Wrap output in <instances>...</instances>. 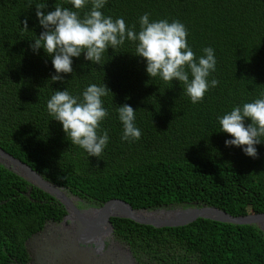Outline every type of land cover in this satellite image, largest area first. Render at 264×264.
<instances>
[{"label": "trees", "instance_id": "trees-1", "mask_svg": "<svg viewBox=\"0 0 264 264\" xmlns=\"http://www.w3.org/2000/svg\"><path fill=\"white\" fill-rule=\"evenodd\" d=\"M74 10L67 0H0V147L43 178L81 199L104 205L120 201L134 210L153 211L193 204L223 210L233 217L264 214V142L258 158L226 146L218 117L264 93V0H107L101 10L135 25L179 21L196 57L214 49L216 71L202 103L193 104L178 80L165 83L146 71L130 41L109 48L100 64L73 57V72L56 75L52 57L31 44L45 29L35 3ZM32 4L29 7V4ZM89 4L84 12L89 11ZM84 12L80 15L83 17ZM27 21L28 30H25ZM107 85L103 97L109 117L102 129L109 143L102 156L89 157L72 145L62 124L49 115L55 90L81 96L90 84ZM136 110L138 141L121 139L116 109ZM246 120V124H250ZM64 206L53 196L0 164V264H27L26 242L49 222L59 223ZM115 236L140 264H264V232L255 225L197 219L178 228H155L112 218Z\"/></svg>", "mask_w": 264, "mask_h": 264}, {"label": "clouds", "instance_id": "clouds-1", "mask_svg": "<svg viewBox=\"0 0 264 264\" xmlns=\"http://www.w3.org/2000/svg\"><path fill=\"white\" fill-rule=\"evenodd\" d=\"M74 9L56 4L55 10L43 11L46 3H35L39 23L45 29L31 44L33 51L43 48L52 57L56 75L53 82H63L61 74L73 72V57L85 54V59L100 64L109 48L117 49L130 41L136 45L135 55L147 62L146 71L152 78L159 77L165 83L178 80L183 94L193 104L202 103L207 92L219 85L217 79L209 80L216 71L214 49L206 47L199 58L187 42L188 30L179 21H150V13L140 19V30L129 28L124 18L113 19L101 11L107 0H67ZM91 5L89 11L84 9ZM32 4H29L31 7ZM84 12L83 17L80 13ZM28 30L27 21H24ZM111 90L104 85L90 84L81 96H73L68 89L55 90L47 101L50 116L59 121L72 145L84 149L89 157L100 158L109 143V135L102 123L109 117L103 97ZM112 93V92H111ZM113 94V93H112ZM123 125V141H138L141 130L136 126V110L124 104L116 109ZM221 131L232 139L226 146L242 148L252 158H258L256 145L264 142V93L253 102L234 106L230 112L218 118ZM250 120V124H246Z\"/></svg>", "mask_w": 264, "mask_h": 264}, {"label": "water", "instance_id": "water-1", "mask_svg": "<svg viewBox=\"0 0 264 264\" xmlns=\"http://www.w3.org/2000/svg\"><path fill=\"white\" fill-rule=\"evenodd\" d=\"M0 163L31 185L55 197L67 212H72L78 217L77 228L75 231H70V236H57L54 239L51 236L53 230L44 228L26 242L32 264H118L108 252L99 255V251L104 248L105 231L114 230L112 218L128 219L155 228H178L189 225L197 219H206L224 224L255 225L264 232V214L233 217L221 209L198 203L185 207H171V209L164 207V211L152 212L134 210L123 202L110 201L84 214L74 206L63 188L45 180L30 166L8 154L2 147H0ZM66 237L70 239L67 240ZM100 245L101 248H97Z\"/></svg>", "mask_w": 264, "mask_h": 264}, {"label": "flooded vegetation", "instance_id": "flooded-vegetation-1", "mask_svg": "<svg viewBox=\"0 0 264 264\" xmlns=\"http://www.w3.org/2000/svg\"><path fill=\"white\" fill-rule=\"evenodd\" d=\"M65 193L68 194V197L69 195H71L72 197H69L71 198L73 204L75 207H77L79 209V211H81L82 213H86V211H89L90 209H96V208H100L102 207L103 205H97L96 203H91L90 201H87V200H84V199H81L79 197H76L72 194H70L69 192L67 191H64ZM65 208V207H64ZM65 211H66V215L64 216L63 220L59 223H55V222H49L47 224V226L45 227V229H50L51 228L53 229H56V228H66V227H69L67 230H64L62 232V236H65V235H68L70 234V231H75L76 230V225H77V222H78V217L72 213V212H67L66 208H65ZM160 211H164L163 208H158V209H155L153 210L152 212H160ZM59 231V230H57ZM66 239H70V237H66ZM116 242H120L122 245H123V249L125 251H129L130 253H132V251L130 250V248L125 245V243L121 242L114 234V230L112 232L106 230L104 235H103V244H104V248L103 249H99V255H102L104 253H107L112 257V259L114 258L116 260V262H118V264L121 263V260H119V257L118 255L116 254L115 252V246H116ZM102 245V244H101ZM101 245L97 248H101ZM95 246V245H94ZM93 246V247H94ZM96 247V246H95ZM108 247V248H106ZM107 249L106 252H103L104 249ZM123 252V251H122ZM133 255V253H132ZM133 259L135 261L136 264H140L137 259L134 257L133 255ZM114 262V261H113ZM27 264H32V259H30V261L27 263ZM115 264V263H114Z\"/></svg>", "mask_w": 264, "mask_h": 264}, {"label": "rangeland", "instance_id": "rangeland-1", "mask_svg": "<svg viewBox=\"0 0 264 264\" xmlns=\"http://www.w3.org/2000/svg\"><path fill=\"white\" fill-rule=\"evenodd\" d=\"M1 164V163H0ZM2 165V164H1ZM67 194V193H66ZM67 196H68V194H67ZM69 197H72L71 195H69ZM69 227H66V228H64V229H62V228H56V229H52L53 230V234L51 235L52 236V238H56L57 236H62V232L64 231V230H67ZM57 230H59V231H57ZM71 234H68V236H70ZM106 248H108V247H106ZM104 249L103 250V252H106L107 251V249ZM29 249V248H28ZM123 251V252H122ZM115 252H116V254L118 255V257H119V260H121V263L120 264H136L135 263V261H134V259H133V255H132V253H130L129 251H125L124 249H123V245L120 243V242H116V246H115Z\"/></svg>", "mask_w": 264, "mask_h": 264}]
</instances>
